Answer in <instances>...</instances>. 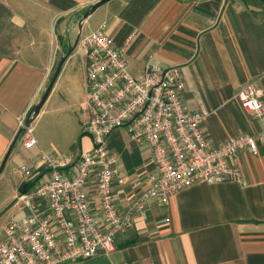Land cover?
<instances>
[{"label":"crops","instance_id":"1","mask_svg":"<svg viewBox=\"0 0 264 264\" xmlns=\"http://www.w3.org/2000/svg\"><path fill=\"white\" fill-rule=\"evenodd\" d=\"M97 1L0 0V165L11 149L0 174V241L4 226L25 215L17 201L28 183L21 168L46 178L40 151L76 157L92 147L83 132L87 57L79 42L102 28L116 47L131 37L125 57L134 78L149 66L180 68V95L190 111L209 112L202 129L214 144L247 134L256 152L244 150L236 160L241 181L192 185L165 205L152 200L116 236L113 253L68 264H264L263 125L235 98L251 84L264 99V5L258 0L107 1L82 22L78 45L31 124L36 145L24 147L18 120L42 98L79 33L77 18ZM108 149L123 180L113 183L123 209L145 189L151 154L125 128L111 133ZM86 192L97 206L92 180Z\"/></svg>","mask_w":264,"mask_h":264},{"label":"built area","instance_id":"2","mask_svg":"<svg viewBox=\"0 0 264 264\" xmlns=\"http://www.w3.org/2000/svg\"><path fill=\"white\" fill-rule=\"evenodd\" d=\"M130 39L116 47L101 28L79 42L87 57L83 132L92 147L76 157L40 151L46 178H32L21 168L28 183L17 201L25 215L4 226L0 264H68L110 255L116 236L145 215L148 202L165 205L173 194L196 184L241 181L235 162L244 150L256 152L253 136L214 144L202 129L209 112L190 111L180 95L178 66H149L140 78L129 74L125 49ZM262 97L251 84L235 95L243 111L262 123L264 133ZM28 115L18 124L23 145L30 149L36 140L32 125L24 126ZM119 128L134 143L148 147L153 164L145 189L123 209L116 205L113 190V183L123 180L108 149L111 133ZM90 180L97 206L86 192Z\"/></svg>","mask_w":264,"mask_h":264},{"label":"water","instance_id":"3","mask_svg":"<svg viewBox=\"0 0 264 264\" xmlns=\"http://www.w3.org/2000/svg\"><path fill=\"white\" fill-rule=\"evenodd\" d=\"M107 1L109 0H98L97 2H95L94 4L90 5L86 10L85 12L79 16L77 18V24H78V28H79V33L74 41V43L72 45H69L66 52L60 57L58 63H57V66H56V69L52 75V78L50 79V82L49 84L47 85L46 87V90L44 91L43 95H42V98L40 99V101L38 102V104H36L30 111L26 121H25V124L24 126L27 127L29 126L30 124H32L33 120L37 117V115L39 114L40 112V109L41 107L43 106L44 102L46 101L53 85H54V82L61 70V67L63 65V63L65 62V60L68 58V56L73 52V50L76 48V46L78 45V42H79V37H80V33H81V24L84 20H86V18L88 16H90L91 14H93L96 9H98L100 6H102L104 3H106ZM244 1V0H243ZM263 5H264V0H259ZM23 131V129H21L19 131V133H21ZM10 150H8L6 156L4 157L3 161L1 162V165H0V174L5 166V163L7 161V158L10 154ZM26 189H27V185L26 184H23L20 188V193L23 194L26 192Z\"/></svg>","mask_w":264,"mask_h":264},{"label":"trees","instance_id":"4","mask_svg":"<svg viewBox=\"0 0 264 264\" xmlns=\"http://www.w3.org/2000/svg\"><path fill=\"white\" fill-rule=\"evenodd\" d=\"M259 1V0H258ZM260 2V1H259ZM261 3V2H260Z\"/></svg>","mask_w":264,"mask_h":264},{"label":"rangeland","instance_id":"5","mask_svg":"<svg viewBox=\"0 0 264 264\" xmlns=\"http://www.w3.org/2000/svg\"><path fill=\"white\" fill-rule=\"evenodd\" d=\"M1 223V222H0Z\"/></svg>","mask_w":264,"mask_h":264}]
</instances>
